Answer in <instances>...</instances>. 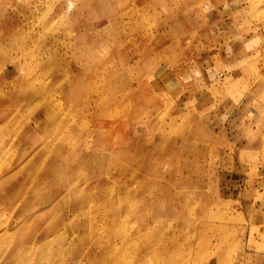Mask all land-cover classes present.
<instances>
[{"label": "rangeland", "instance_id": "374dc122", "mask_svg": "<svg viewBox=\"0 0 264 264\" xmlns=\"http://www.w3.org/2000/svg\"><path fill=\"white\" fill-rule=\"evenodd\" d=\"M0 264H264V0H0Z\"/></svg>", "mask_w": 264, "mask_h": 264}]
</instances>
